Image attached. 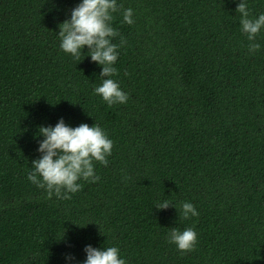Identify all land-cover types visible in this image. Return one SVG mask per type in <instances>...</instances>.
I'll list each match as a JSON object with an SVG mask.
<instances>
[{"label": "trees", "instance_id": "obj_1", "mask_svg": "<svg viewBox=\"0 0 264 264\" xmlns=\"http://www.w3.org/2000/svg\"><path fill=\"white\" fill-rule=\"evenodd\" d=\"M81 2L0 0V264H83L87 245L126 264H264V28L250 55L240 0H117L112 79L129 99L109 107L93 92L101 66L60 48ZM60 118L113 141L70 200L27 179L38 128ZM164 200L175 208L157 211ZM183 202L199 216L183 219ZM172 227L195 229L194 251L168 242Z\"/></svg>", "mask_w": 264, "mask_h": 264}, {"label": "clouds", "instance_id": "obj_2", "mask_svg": "<svg viewBox=\"0 0 264 264\" xmlns=\"http://www.w3.org/2000/svg\"><path fill=\"white\" fill-rule=\"evenodd\" d=\"M122 8V5L117 4V0H82L71 10L70 19L58 25V38L63 52L70 54L79 62L85 56H90L92 62L101 66L102 83L94 87L93 92L109 107L124 104L129 99L119 83L112 79L118 74L113 66L118 59L117 49L124 44L123 38L119 45L112 42L119 35L112 27L113 14ZM235 11L240 13L241 31L250 41L248 52L253 55L261 48L255 41L264 28V13L252 17L246 0H240ZM122 15L124 23L129 25L134 23L131 8L123 9ZM85 46L88 51L82 53ZM37 135L43 137L37 148L40 157L32 160L27 179L37 188L45 190L47 198L55 195L57 199L70 200L71 194L83 187L79 181L95 183L100 180L95 172L94 162L107 166L109 162L107 157L111 155L113 148V141L108 138L102 127L97 124L90 127L81 123L73 128L60 118L54 127L40 126ZM169 206L174 207L168 200H164L155 208L159 211ZM181 216L187 220L190 217H198L199 213L192 203L183 202ZM167 240L184 254L195 250L198 235L193 227H187L183 231L172 227L167 234ZM84 252L86 259L83 264H126L118 247L101 250L87 245ZM67 258L74 259L71 256Z\"/></svg>", "mask_w": 264, "mask_h": 264}]
</instances>
